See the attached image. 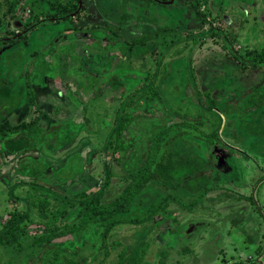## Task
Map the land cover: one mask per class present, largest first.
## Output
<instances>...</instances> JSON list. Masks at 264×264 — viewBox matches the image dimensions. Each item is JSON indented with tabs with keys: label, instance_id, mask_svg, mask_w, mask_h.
Returning a JSON list of instances; mask_svg holds the SVG:
<instances>
[{
	"label": "rangeland",
	"instance_id": "obj_1",
	"mask_svg": "<svg viewBox=\"0 0 264 264\" xmlns=\"http://www.w3.org/2000/svg\"><path fill=\"white\" fill-rule=\"evenodd\" d=\"M5 1L0 0V38L5 39L0 43V81H5L1 86H9L11 95L8 101L0 95V114L15 106L5 120L13 126L32 124L41 131L36 132V151L24 156L0 152V217L28 208L24 198L28 187H22L23 182L36 180L62 197L98 191L107 181L109 192H121L131 180L127 157L142 154L151 143L152 134L139 122L153 126L185 122L175 117L169 104L192 106L194 90L210 91L220 106L213 113L220 116L200 110L204 125L176 129L170 137H175L172 149L212 159L218 178L212 191L201 200L182 189L148 185L142 203L138 199L129 214L120 216L128 221L108 238V255L99 250L104 228L96 225L80 241L73 243L70 236L57 239L60 258L51 260L52 247L47 258L50 264H65L61 257L78 259L72 253L78 249L80 258L90 261L99 251L92 264H114L120 249L113 242L135 247L143 241L145 264H161V260L164 264H259L264 252V128L254 130L258 124L264 126V103L251 115L246 109L251 96H264V63L258 67L249 63L245 69L241 61H251L249 54L264 49V0H207L200 6L205 19L195 13L198 0L171 4L83 0L78 1L73 21L57 20L46 12L48 0H20L17 18H5ZM30 4L36 14H30ZM35 16L39 21L26 33V41L7 36L20 34ZM165 28L171 31L149 39L145 46L124 50L127 41ZM179 38L184 40L172 43ZM164 47L167 51L160 57ZM123 61L129 66L119 65ZM155 75L153 85L163 101L140 99L135 108L128 107L149 117H138L125 132L126 143L132 144L129 151L115 149L107 143V135L121 108L122 101L116 100L119 91L126 95ZM95 78L103 82L102 98L94 97ZM174 78L181 79L186 95L168 94ZM115 80L120 88L111 84ZM216 123L220 138L229 146L207 143L204 134L218 129ZM11 190H15L12 195ZM147 212L152 220L138 223ZM7 257L9 252H0V264Z\"/></svg>",
	"mask_w": 264,
	"mask_h": 264
},
{
	"label": "trees",
	"instance_id": "obj_2",
	"mask_svg": "<svg viewBox=\"0 0 264 264\" xmlns=\"http://www.w3.org/2000/svg\"><path fill=\"white\" fill-rule=\"evenodd\" d=\"M78 1L81 3L84 2L83 0H48L45 11L47 12L48 10L52 16H56L57 20L73 21L71 16L78 9ZM149 1L159 3L156 0ZM5 2H7V10L6 13L4 12L5 18L8 15L13 19L17 18L21 10H18L20 0H6ZM204 3H207V0H198L194 4L196 15L203 19H205V13L201 10L200 6ZM29 6L30 14H36L34 5L30 4ZM43 15H46L44 11ZM38 21L39 18L35 16L30 22H26L23 25L20 34L12 32L7 36H18L26 41V33ZM170 31L165 28L156 32L157 34L155 35H144L130 42L127 41L126 46L123 48L124 50H133L136 46H145L146 42L158 38L162 34H167ZM193 38L197 40L195 37ZM4 40V38H0V43L5 42ZM183 40L182 38L177 40L173 39L172 43H181ZM167 48L164 47V50L160 52V57L164 56ZM263 52L264 49L262 51L256 50L252 52L253 54H249L251 55V61L243 59L241 62L245 66V69L249 67V63L257 67L262 65L261 63H264ZM124 61L119 63V65H128L127 63H129L130 58L127 59V63H124ZM159 61H162V58H159ZM165 72L168 73L167 65H165ZM86 75L88 76V73ZM157 78L158 76L155 75L154 80L147 79L140 88L126 95L122 90L119 91V96L116 97V100L122 101L121 108L117 111L113 126L109 128V134L107 135V143L112 142L115 149L119 148L124 151H129L132 144L126 143L124 139L125 132L133 128V123L138 117H149L146 113H133L128 110V107L129 109L135 108L140 99L141 101L144 99L148 101H154L155 99L163 101L162 94L153 85ZM3 83L5 81H0V86ZM102 84L103 82L100 79H94L91 87L94 90L95 98H102L103 91L105 90ZM111 84L114 87H121L118 80H115ZM186 92L187 90L182 85L181 79L174 78L168 94L181 97L184 94L186 95ZM0 95L8 101L11 95L9 86H1ZM192 95H194L191 98L196 102L193 101L195 105L189 106L182 102L179 105L169 104V109L176 115L175 117L180 119L184 118L183 120H186L185 122H176L173 125L165 123L157 126L146 122H139V126L146 129L148 134H152L150 137L151 143L142 154H138L141 156L132 154L127 157L126 169L131 180H128V185L121 192L116 194L109 192V181H107L98 191L85 190L73 195V197H62L53 193L50 188L37 183L36 180L23 182L22 187H28L24 192V198L28 208H17L14 211H10L7 218H4V216L2 218L0 217V252L3 255L7 252L11 254V257H7L2 264H33L35 260L38 264H50V259L47 258L49 257L47 255L51 252L49 249L55 248L54 253L52 251L53 256L51 260L59 259L61 256V249L55 246L57 239L70 236L71 242L80 241L89 228L96 225L104 228L102 231L103 244L100 245L99 250L102 252L103 249L104 253L108 255L110 251V246L107 243L108 238L119 225L128 221L120 218V216L129 214L135 204L134 202L138 199H141L139 203H142L144 190L148 185L159 183V186H163L166 189L169 186L176 190L182 189L201 200L207 193L211 192V184L215 183L216 179H218L213 172L214 166L212 159L210 157L203 158L195 154L186 155L172 149L175 142V137H170L172 131L182 128L194 129L197 124H205V121L203 122L201 119L203 116L200 114V110H203L205 113H210L214 117L220 116L218 114L219 112L213 113L214 110H220V106L216 98L212 97L210 91L201 92L194 90ZM263 98L264 96L261 94L251 96L248 104L249 108L247 107L248 110L246 109V112H249V115H251L250 113L263 105ZM14 107L8 106L6 111H4L5 114H0V119L3 120L0 123V152L8 151L11 154L24 156L37 150L36 141L39 138V134L37 133L41 130L34 128L32 124L21 123L13 126L8 120H5L6 113L11 112ZM225 108L230 111L228 106ZM257 114L254 115L257 117ZM261 117L264 120V110L261 112ZM217 125L218 129L210 134H204L207 143L210 146L222 148L229 146L228 142L220 138L219 124L216 123L215 126ZM263 128V124H258L254 131L261 132ZM63 140L66 141L65 138ZM235 150L240 152L238 149ZM33 173L35 174L36 171ZM14 191H10L11 195ZM169 197H173V195L171 194ZM152 217L153 215L147 212V216L143 220H137V222H149L152 220ZM112 244L120 249L118 255L119 261L114 264H145L144 258L146 251H141L142 247L145 248L143 241L139 242L135 247L124 245L122 241H115ZM72 253L74 256L78 255L79 258L75 259L74 257L62 256L61 258H64L65 264H92L94 262L93 259L96 260L99 255V251H97L96 257H93L90 261L87 258H80L78 249H74ZM161 262V264H164V260H161Z\"/></svg>",
	"mask_w": 264,
	"mask_h": 264
},
{
	"label": "crops",
	"instance_id": "obj_3",
	"mask_svg": "<svg viewBox=\"0 0 264 264\" xmlns=\"http://www.w3.org/2000/svg\"><path fill=\"white\" fill-rule=\"evenodd\" d=\"M216 249V251H218V249L217 248H215ZM214 250V249H213ZM215 251V250H214ZM215 251V252H216ZM220 252V251H219ZM258 263L259 264H264V252L262 251V253H261V255L259 256V259H258Z\"/></svg>",
	"mask_w": 264,
	"mask_h": 264
},
{
	"label": "water",
	"instance_id": "obj_4",
	"mask_svg": "<svg viewBox=\"0 0 264 264\" xmlns=\"http://www.w3.org/2000/svg\"><path fill=\"white\" fill-rule=\"evenodd\" d=\"M156 1L159 2V3H161V4H171V3H173V0H170V1L156 0ZM72 15H74V14H72Z\"/></svg>",
	"mask_w": 264,
	"mask_h": 264
},
{
	"label": "flooded vegetation",
	"instance_id": "obj_5",
	"mask_svg": "<svg viewBox=\"0 0 264 264\" xmlns=\"http://www.w3.org/2000/svg\"><path fill=\"white\" fill-rule=\"evenodd\" d=\"M168 1V0H167Z\"/></svg>",
	"mask_w": 264,
	"mask_h": 264
}]
</instances>
